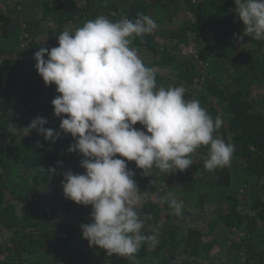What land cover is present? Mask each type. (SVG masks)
<instances>
[{
    "label": "trees",
    "instance_id": "1",
    "mask_svg": "<svg viewBox=\"0 0 264 264\" xmlns=\"http://www.w3.org/2000/svg\"><path fill=\"white\" fill-rule=\"evenodd\" d=\"M29 1L26 8L13 0L26 19L22 25L16 12L0 10V264H264V40L244 35L234 0ZM140 14L155 20V32L166 29L177 39L175 47L155 42L153 33L133 40L156 71L157 87L182 84L186 99L223 119L216 135L235 151L230 166L213 171L204 168L206 147L191 154L193 163L183 172L144 176L128 162L139 187L136 209L149 217L143 231L155 229L158 239L130 261L82 237L90 205L65 198L63 187L50 194L64 173L84 169L82 156L68 151L74 139L59 129L51 103L59 93L43 82L34 53L58 46L61 32L97 16L134 21ZM190 41L194 58L182 50ZM37 117L47 119L44 128L61 132L55 143L36 129L25 133ZM168 193L182 202V215L159 202Z\"/></svg>",
    "mask_w": 264,
    "mask_h": 264
},
{
    "label": "clouds",
    "instance_id": "2",
    "mask_svg": "<svg viewBox=\"0 0 264 264\" xmlns=\"http://www.w3.org/2000/svg\"><path fill=\"white\" fill-rule=\"evenodd\" d=\"M234 3L244 35L264 40V0ZM157 27L144 14L134 21L101 15L61 32L58 46L34 53L38 74L59 93L51 103L61 118L59 129L74 139L68 151L82 156L84 172L68 171L61 181L65 198L91 206L90 222L80 226L82 237L89 246L130 261L143 244L154 248L158 239L155 229L151 235L143 231L149 217L141 218L136 209L139 187L128 162H135L144 176L154 170L183 172L193 163L191 154L206 147L204 168L213 171L230 166L235 151L234 144L216 135L223 119L213 118L199 100L186 99L182 84L157 87L156 71L132 47L135 38L151 35ZM46 123L37 117L24 131L36 129L55 143L61 132L44 128ZM159 202L182 215V202L171 193Z\"/></svg>",
    "mask_w": 264,
    "mask_h": 264
},
{
    "label": "rangeland",
    "instance_id": "3",
    "mask_svg": "<svg viewBox=\"0 0 264 264\" xmlns=\"http://www.w3.org/2000/svg\"><path fill=\"white\" fill-rule=\"evenodd\" d=\"M23 2H24V5H25V7L27 8V7H30L31 5H29L31 2L29 1V0H23ZM0 10L2 11V12H6V11H10V12H16V17L15 18H17V21L22 25L24 22H25V18L23 19L21 16H22V13H20V12H18V10H19V7H17L16 5H14V3H13V0H0ZM28 10V9H27ZM28 11H30V10H28ZM177 19V18H176ZM175 19V20H176ZM176 23V25H177V23L178 22H175ZM48 25L50 24V25H52V23L51 22H48L47 23ZM26 25V24H25ZM24 25V26H25ZM153 34H154V39H155V42H159V44H166L167 46H171V47H175L176 46V40L177 39H172V38H170V36H169V33L166 31V29H161V30H159V31H154L153 32ZM182 50H183V52L185 53V54H187V55H190V56H193V58H194V55H195V48H194V45H193V43L190 41V42H188V43H182ZM26 56H27V54H26V51H24V50H22V51H20V56H19V60L21 61V63L23 64V66H24V64H25V59H26ZM146 62V61H145ZM148 62V61H147ZM158 71H160L161 72V74H163V75H167L168 73H166V71L165 70H163V69H161V70H158ZM31 81L33 82H35V80L34 79H31ZM169 86H179V85H176V84H174V83H168V85H167V88L169 87ZM14 130V132H16V133H18V132H20V129L18 128V129H13ZM61 187H62V184L61 183H58V184H56V185H54L53 186V188L55 189V191H53V192H51L50 194L51 195H53L54 197L55 196H57V195H59V191H60V189H61ZM203 222V221H202Z\"/></svg>",
    "mask_w": 264,
    "mask_h": 264
}]
</instances>
